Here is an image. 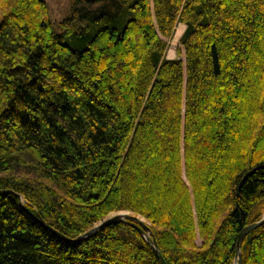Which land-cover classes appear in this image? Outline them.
Here are the masks:
<instances>
[{
  "label": "trees",
  "instance_id": "1",
  "mask_svg": "<svg viewBox=\"0 0 264 264\" xmlns=\"http://www.w3.org/2000/svg\"><path fill=\"white\" fill-rule=\"evenodd\" d=\"M69 1L55 25L0 0V264H161L129 223L38 222L122 211L167 264H234L264 213V0ZM240 252L264 264V224Z\"/></svg>",
  "mask_w": 264,
  "mask_h": 264
},
{
  "label": "water",
  "instance_id": "2",
  "mask_svg": "<svg viewBox=\"0 0 264 264\" xmlns=\"http://www.w3.org/2000/svg\"><path fill=\"white\" fill-rule=\"evenodd\" d=\"M1 193H11V191L10 190H3V191H0V194ZM17 196L19 197V195H17ZM38 222L40 225H42L43 227L50 230L58 238L66 241L68 243H76V242L94 234L98 230H100V229L104 228L105 226L110 225L112 223H121V222L122 223H129V224L133 225V227L136 228V230L139 232V234L144 238V240L147 242V244L151 247V249L153 250V252H154L155 256L157 257V259L159 260V262L161 264H167L164 261L163 257L161 256L159 249L157 248V244L151 235V231H150L148 224H146L143 221V219H140L139 216L129 215L128 213L115 214L113 216L108 217L103 222H101L98 226L93 227L90 231L86 232L82 236L77 237L76 239H69V238L63 236L58 231L49 227L42 219H38ZM263 224H264V213H263L262 217L260 218V220L245 226L240 231V233L238 234L237 240H236V244H235L236 260H235L234 264H241L240 244H241L242 240L244 239V237L250 231L254 230L255 228H257Z\"/></svg>",
  "mask_w": 264,
  "mask_h": 264
},
{
  "label": "rangeland",
  "instance_id": "3",
  "mask_svg": "<svg viewBox=\"0 0 264 264\" xmlns=\"http://www.w3.org/2000/svg\"><path fill=\"white\" fill-rule=\"evenodd\" d=\"M48 8H49V15L53 22V24L63 19L69 13L70 9V1L69 0H45ZM183 25V24H177ZM176 27L174 29V34L172 38L168 39V49L166 51V58L168 59H182L184 60V50L179 44V39L177 42L174 43L173 38L175 35ZM185 29V28H184ZM118 213H125L124 211ZM118 213H111L108 217L113 216ZM131 215V214H129ZM196 243L199 245L201 241L197 239Z\"/></svg>",
  "mask_w": 264,
  "mask_h": 264
},
{
  "label": "bare ground",
  "instance_id": "4",
  "mask_svg": "<svg viewBox=\"0 0 264 264\" xmlns=\"http://www.w3.org/2000/svg\"><path fill=\"white\" fill-rule=\"evenodd\" d=\"M99 225V224H98ZM98 225H96V226H98Z\"/></svg>",
  "mask_w": 264,
  "mask_h": 264
}]
</instances>
